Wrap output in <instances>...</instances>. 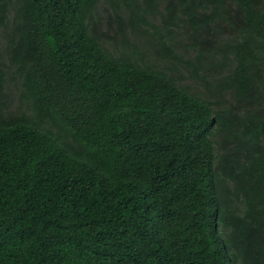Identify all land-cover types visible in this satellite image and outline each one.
Instances as JSON below:
<instances>
[{"label":"trees","instance_id":"16d2710c","mask_svg":"<svg viewBox=\"0 0 264 264\" xmlns=\"http://www.w3.org/2000/svg\"><path fill=\"white\" fill-rule=\"evenodd\" d=\"M0 264H264V0H0Z\"/></svg>","mask_w":264,"mask_h":264}]
</instances>
